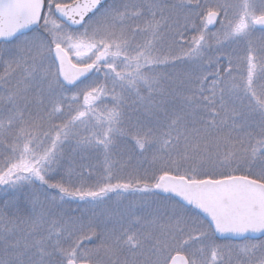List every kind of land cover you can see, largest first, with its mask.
<instances>
[{
  "label": "snow or ice",
  "instance_id": "snow-or-ice-1",
  "mask_svg": "<svg viewBox=\"0 0 264 264\" xmlns=\"http://www.w3.org/2000/svg\"><path fill=\"white\" fill-rule=\"evenodd\" d=\"M0 264H264V0H0Z\"/></svg>",
  "mask_w": 264,
  "mask_h": 264
},
{
  "label": "trees",
  "instance_id": "trees-1",
  "mask_svg": "<svg viewBox=\"0 0 264 264\" xmlns=\"http://www.w3.org/2000/svg\"><path fill=\"white\" fill-rule=\"evenodd\" d=\"M257 35H259V33H257Z\"/></svg>",
  "mask_w": 264,
  "mask_h": 264
}]
</instances>
